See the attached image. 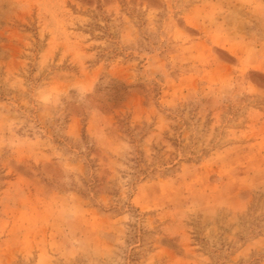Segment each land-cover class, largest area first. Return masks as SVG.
<instances>
[{
    "label": "rangeland",
    "instance_id": "1",
    "mask_svg": "<svg viewBox=\"0 0 264 264\" xmlns=\"http://www.w3.org/2000/svg\"><path fill=\"white\" fill-rule=\"evenodd\" d=\"M0 264H264V0H0Z\"/></svg>",
    "mask_w": 264,
    "mask_h": 264
}]
</instances>
